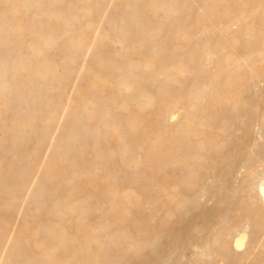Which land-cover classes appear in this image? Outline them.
<instances>
[{
    "label": "rangeland",
    "instance_id": "374dc122",
    "mask_svg": "<svg viewBox=\"0 0 264 264\" xmlns=\"http://www.w3.org/2000/svg\"><path fill=\"white\" fill-rule=\"evenodd\" d=\"M179 1L186 9L171 18L155 8L154 0H47L39 9L29 10L10 0L0 1V40L7 41L0 47V61H9L6 73L0 74V184H11L10 190L0 191V263L16 247L13 264H49L32 248L39 227L49 232L39 237L46 247H54L55 237L65 232L63 249L53 254L52 264H153L158 255L147 248L135 252L139 244L161 236L160 254L165 255L172 247L179 249L184 231L190 235L189 228L197 221H205L211 229L216 226L220 212L207 195L200 197L204 208L191 211L184 223L164 199L173 186L179 194L194 196L207 174V169L198 170L195 183L190 184L188 167L172 165L171 156L192 155L202 137L198 134L207 131L201 113L206 109L212 117L208 133L219 138L225 154L236 145L245 148L252 144L249 134L237 140L225 129V120L252 114L249 104L256 96H264V89L258 95H242L241 103L228 111L222 108L223 103L214 105L201 98V41L196 38L199 1ZM15 6L16 19L8 15ZM54 12L60 14L49 18ZM17 20L25 33L11 42L8 35ZM135 22L145 35L134 32L132 41L117 44L120 30L128 26L133 31ZM162 24L165 27L160 31ZM50 39L53 44L45 48ZM143 40V47L133 46ZM146 62L152 65L149 71ZM127 65H134L140 75L146 72L141 88L156 98V104L134 101L128 88L117 84ZM167 66L174 67L172 84L160 76ZM21 92L25 93L22 97ZM181 97L180 109L167 113L168 106ZM88 104L92 114L86 118ZM107 107L110 114L105 116ZM185 112L192 123L189 131L180 126ZM128 116L139 123L134 130L127 125ZM165 116L169 122L163 120ZM117 123L124 125V133L115 131ZM252 126L258 128L255 122ZM72 131L83 141L69 147L67 135ZM122 138L134 158L140 159L138 166L132 162L134 158L130 164L123 159ZM66 155L73 158L71 166L64 161ZM212 158L217 168L223 166L220 157ZM45 165L51 166L54 178L43 170ZM237 166L242 173L244 169L239 163ZM59 178L72 183L56 187ZM37 183L46 189L54 187L55 197L62 202L85 199L78 207V216L84 220L80 234L75 217L62 224L61 219L38 212L24 201ZM174 211L175 220H166ZM100 228L98 244H90L84 257L73 259ZM117 232L119 242L110 244ZM182 254L188 255L189 250L182 249Z\"/></svg>",
    "mask_w": 264,
    "mask_h": 264
},
{
    "label": "bare ground",
    "instance_id": "6f19581e",
    "mask_svg": "<svg viewBox=\"0 0 264 264\" xmlns=\"http://www.w3.org/2000/svg\"><path fill=\"white\" fill-rule=\"evenodd\" d=\"M46 1L10 0V3H18L19 7L29 10L39 9L40 5ZM49 1L58 3L61 0ZM198 1L200 27L196 33V38L201 41L199 71L202 91H200V95L205 101L208 100V103L212 102L214 105L223 103L222 108L228 111L241 103L242 95H258L264 89V0ZM154 6L158 10H162L167 18H171L178 14L180 10L186 9L179 0H154ZM219 11L225 16L219 15ZM17 13L18 8L15 6L11 8L8 15L10 17L15 15L16 19ZM57 14L60 13L54 12L48 14V17L54 18ZM74 15L76 14L72 16ZM131 26L134 27L133 31H130L127 26L126 29L120 30L116 35L115 42L117 44L124 46L130 39L132 41V33L134 32L145 35V30L139 25V22H135ZM164 27L165 24H162L159 27L160 31ZM24 33L22 23L17 20L14 30L8 36H10L12 42L15 36L21 37ZM9 38L7 37V39ZM1 41L0 47L7 44L6 40ZM145 42L146 40L139 41L133 46L140 48L144 46ZM79 43L75 46L76 49L80 46ZM51 44H53V39L47 40L44 47H49ZM40 52L39 50L36 51L37 54ZM8 64V60L0 61V74L6 73ZM145 69L148 71L152 69L150 62H146ZM173 70V66H167L160 71V76L167 84H172L176 79L173 76ZM180 70V73L185 71L184 68ZM123 71L124 73L116 79L117 84L127 87L134 101L147 100L146 103L149 106L156 104V98L141 88L140 81H143L146 72L140 75L134 65H127ZM162 88L165 89V85ZM1 91L6 92L5 88H2ZM23 94L25 93L21 92L20 96L22 97ZM77 97L80 98L81 94L78 93ZM181 99L183 98L181 97L170 104L167 113L180 109ZM249 108L252 114H247L239 119L227 118L225 129L235 135L238 138L237 140L244 138L246 134L251 135L253 137L252 144L245 146V148L236 145L225 154L222 151V143L218 141L219 138L210 135V132L208 133L211 129L208 121H211L212 117L206 109L201 113L204 122L203 127L207 128V131L200 134L195 131L198 136L202 137L195 143L192 155L183 157L174 154L171 156L172 165L183 164L185 168L188 167V181L190 184L195 183L194 178L198 170L207 169V174L199 191L194 196L187 197L179 194L177 188L173 186L171 194L166 195L164 199L175 207L176 212L180 215H178L179 222L184 223V218L191 211L204 208L205 205L201 202L200 197L207 195L212 200L214 207L220 212L217 216L216 226L211 229L208 228L205 221H197L189 228L190 235H186L184 227L181 228V234L183 231L185 233L182 235L183 242L181 246L179 249L170 248L165 255L160 254L163 239L161 236H156L146 244H139L135 248V252L140 253L144 248L152 250L153 253L158 255L153 264H264V96H256V100L249 104ZM91 114L92 105L88 104L84 116L89 118ZM109 114L110 111L107 107L105 116ZM131 118L128 116L127 125L131 130H134L139 126V123ZM163 120L169 122L166 116ZM253 122L258 128H253ZM11 124L12 122H8L6 125L11 126ZM191 125L188 114L185 112L180 126L189 131ZM114 129L116 132L124 133V125L121 123L115 124ZM196 133H194V137L197 136ZM52 137L51 139H53ZM67 137L66 146L69 144V147H74L80 141H83L81 136L73 131L68 133ZM122 140L125 144L122 150L123 159L129 161L128 164H130V158L133 159L135 156L132 154L133 150L127 141L124 138ZM49 142H52V140ZM157 150L159 149L157 148ZM212 155L221 158L222 167L217 168ZM72 160L73 158L68 155L64 158L68 166H71L69 164L72 163ZM135 160V162H132L135 166H138L141 161L139 158ZM237 163H239V168L244 169L242 173L239 172ZM43 170L49 177L54 178L51 166L45 165ZM59 179L54 183L56 187H59V184H65V187H69L72 183V180L65 183V178ZM10 189V183L1 182L0 191ZM84 200L79 198L71 202H62L55 197L54 187L46 189L43 183H37L29 191L28 197L24 201L32 203L38 212H45L49 217L61 219L62 224H68L70 219L75 217L78 233L80 234L84 220L81 216H78V207L84 204ZM176 212L167 215L166 220L174 221ZM64 233L61 231L55 237L57 244L54 247H46L39 237L40 235L48 236L49 232L44 231L42 227L36 230V240L33 242L32 248L36 254H41L43 262L48 260L49 264H52L53 256L63 249L62 240L66 236ZM101 233L102 228L95 229L92 235L89 236L85 247L73 259L84 257L90 244H98ZM118 235V232L115 233L110 238L109 243L117 244L119 242ZM22 238L18 241V244L22 243ZM74 241L78 242V239L75 238ZM27 243L28 241L25 242V244ZM182 249H188L189 254L180 255ZM14 250L8 256L6 255L0 264H13ZM68 263L69 261H64L56 264Z\"/></svg>",
    "mask_w": 264,
    "mask_h": 264
}]
</instances>
